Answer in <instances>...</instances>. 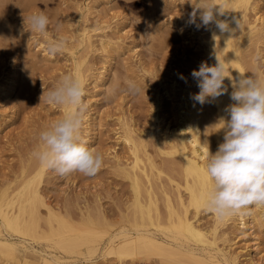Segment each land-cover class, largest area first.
Masks as SVG:
<instances>
[{"label":"rangeland","instance_id":"obj_1","mask_svg":"<svg viewBox=\"0 0 264 264\" xmlns=\"http://www.w3.org/2000/svg\"><path fill=\"white\" fill-rule=\"evenodd\" d=\"M87 1L0 0V84H4L12 66L18 71L17 82L10 96L4 98L5 94H0V193L5 191L2 189L16 185L22 167L28 168L34 162L33 152L39 145V132L60 119L61 106L48 104L46 94L65 75L72 73L74 59L79 60L80 57L83 68L90 70L84 85L83 100L88 107L81 134L86 135L92 148L102 154L103 165L93 176L79 172L59 176L47 171L48 175H45L40 187L52 206L59 210L58 213L77 225L87 218L97 220L94 216L98 208L106 223L111 221L118 225L119 215L126 212L132 201L129 181L122 173L119 174V168H114V156L124 163L129 161L120 138L121 124L127 122L136 132L145 133L154 127V123L159 124L162 131L171 129L175 123L171 85L180 86V90L190 95L199 92L191 72L198 70L203 58L199 53L201 49H191L188 44L189 32L202 38L207 33L199 19V11L196 23L201 26L197 28L189 23L197 0H107L92 4L97 12L87 16L93 44L89 49L79 45L76 31L79 17L85 16L83 6ZM257 3L261 19H264V0ZM79 8L82 9V16L78 13ZM36 13L49 17L46 33L30 31L28 18ZM249 15V20H253L254 14ZM170 21L175 24L171 26ZM61 37L66 38L65 48L55 55L49 54L47 43ZM254 40V44L248 48L250 58L264 73V33ZM83 47L86 48L84 51ZM42 51L48 54V61L42 59ZM257 53L261 55L259 61L256 60ZM101 73L104 77L98 81ZM180 74L186 80L180 79ZM130 82L140 86L138 94L129 91ZM156 95L162 100L158 109H154ZM154 116L157 122H154ZM148 148L156 165L162 166L167 156L155 155L152 144ZM169 171V177L176 176V172L170 174ZM164 172L162 177L164 175L166 178H161L163 183L169 178ZM181 192L183 194L184 191ZM160 206L163 210L164 206ZM41 213L44 216V212ZM80 214L85 215L81 218ZM200 220L203 226L210 225L211 214L201 213ZM231 229L227 230V233L230 232L228 240L233 244L231 249L242 256L240 261L244 258L240 263L244 264L245 249L250 245L248 238L238 233L237 228ZM255 234L260 246L254 258L264 264V230L257 229ZM111 260H108L109 264L140 263L138 259L122 262ZM33 261L37 264L36 258ZM102 261L98 257L94 264L106 263ZM156 262L155 259L150 260L151 264ZM0 264L7 263L0 259Z\"/></svg>","mask_w":264,"mask_h":264},{"label":"bare ground","instance_id":"obj_2","mask_svg":"<svg viewBox=\"0 0 264 264\" xmlns=\"http://www.w3.org/2000/svg\"><path fill=\"white\" fill-rule=\"evenodd\" d=\"M100 1L107 0H89L84 4L85 16L79 17L76 29L79 45L89 49L93 44L87 16L97 12L92 4ZM257 1L260 0H215L225 10L224 15L217 14L218 18L229 21L232 28H236L233 17L240 19L241 28L235 33H221L213 22L204 27L207 33L204 38L190 31L188 44L191 49H201L199 53L203 62L210 66L216 64L218 58L229 70L226 75L233 79L249 75L264 80V73L255 66L248 49L254 44V38L264 33V19L259 14ZM81 11L79 8L80 16L83 14ZM250 13L254 14L253 20H249ZM41 53L42 59L48 61V54ZM76 59L71 75L85 85L90 70L83 68L80 57ZM10 69L4 84H0V94H5L4 98L10 96L17 82L16 67ZM103 77L101 73L97 80L102 81ZM224 84L228 92L203 105L193 101L189 93L180 90V86L172 84L170 96L175 122L172 130L166 128L162 131L159 124L154 123L146 133L136 132L127 122L121 124L120 138L129 161L124 163L114 156L113 167L119 168L122 171L119 174L122 173L129 181L132 201L125 213L118 214L121 216L118 225L115 224L117 222L106 223L99 208L97 215L94 213L95 221L87 218L85 223L78 225L69 221L52 206L40 187L49 170L41 167L37 160L28 168H20L22 173L15 182L17 184L10 183L15 187H3L2 191H5L0 193V259L7 264H36L34 258L37 264H94L98 257L108 264L111 259L117 262L138 259L139 264H151V259L157 260V264H240L244 258L240 261L242 256L231 249L233 244L227 236L230 233H227L228 229L237 228L238 233L247 236L250 244L245 249L244 264H260L254 258L260 246L255 230H264V206H251L245 214L223 221L204 208L203 194L210 187L204 170L206 157L208 150L215 154L223 142L224 130L220 119L228 118L224 109L234 103L230 99L232 80L226 78ZM161 101L156 95L154 109L160 108ZM67 111V107L61 106L60 118ZM153 120L158 121L156 116ZM82 138L93 149L90 139L86 135ZM150 144L155 155L167 156L162 166H157L149 155ZM164 170L167 175L168 170L170 174L174 171L176 176L170 175L172 179L168 175L163 183L161 178H166L162 177ZM160 204L164 206L163 210ZM203 212L211 214L210 225L201 224ZM81 214L83 218L85 214Z\"/></svg>","mask_w":264,"mask_h":264},{"label":"clouds","instance_id":"obj_3","mask_svg":"<svg viewBox=\"0 0 264 264\" xmlns=\"http://www.w3.org/2000/svg\"><path fill=\"white\" fill-rule=\"evenodd\" d=\"M197 11L202 25L214 22L221 33H235L241 28L240 19L233 17L236 28H232L229 21L218 18L217 14L222 16L225 10L215 0H197L189 23L199 28ZM28 22L30 31L39 33H46L50 23L43 13L31 15ZM66 43L63 37L49 41L47 51L55 55ZM260 59L261 55L257 53L256 60ZM228 71L217 58L216 64L210 66L201 62L198 70L191 72L199 88V92L191 94V99L200 105L227 93L224 81L226 78L232 80L230 99L234 103L224 109L228 118L220 119L223 142L215 154L208 150L204 169L210 181V187L203 194L204 208L222 221L245 214L251 206H264V80L249 75L233 79L226 75ZM179 78L186 80L183 74ZM128 88L134 94L140 91L135 82H130ZM84 96L82 81L71 74L65 75L46 94L48 104L65 106L68 111L39 132V145L33 158L41 167L59 176L73 172L93 176L103 165L102 154L88 147L82 138L83 117L88 107Z\"/></svg>","mask_w":264,"mask_h":264}]
</instances>
